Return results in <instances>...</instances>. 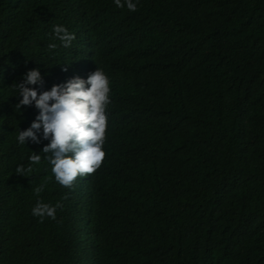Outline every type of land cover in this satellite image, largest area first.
<instances>
[{
    "label": "trees",
    "instance_id": "1",
    "mask_svg": "<svg viewBox=\"0 0 264 264\" xmlns=\"http://www.w3.org/2000/svg\"><path fill=\"white\" fill-rule=\"evenodd\" d=\"M133 2L0 0V264H264V0ZM96 67L105 159L64 188L49 141H17L38 109H16L14 85ZM32 152L41 162L16 175ZM38 200L62 203L55 220L32 215Z\"/></svg>",
    "mask_w": 264,
    "mask_h": 264
},
{
    "label": "clouds",
    "instance_id": "2",
    "mask_svg": "<svg viewBox=\"0 0 264 264\" xmlns=\"http://www.w3.org/2000/svg\"><path fill=\"white\" fill-rule=\"evenodd\" d=\"M118 8L127 7L128 11H137V3L133 0H114ZM53 39L58 40L64 48H70L75 35L62 25L53 27ZM50 43L48 50L57 48ZM67 71V67L62 68ZM44 80L38 68L27 71L22 82L14 85L18 95L22 97L15 106H35L38 115L30 127L19 131L17 141L25 145L26 141L39 144L41 139L49 141L42 149L54 180L64 188H73L78 177L96 172L105 159L103 146L106 142V129L110 104V80L101 68L90 72L87 78L78 76L61 84L53 85L50 90L38 92L33 86L43 87ZM42 136L38 137V133ZM25 167L20 164L15 174L28 177L34 171L33 165L41 162V155L32 152ZM41 184L34 193L39 196L44 191ZM61 202L45 203L37 201L32 208V215L56 219V210L62 208Z\"/></svg>",
    "mask_w": 264,
    "mask_h": 264
}]
</instances>
